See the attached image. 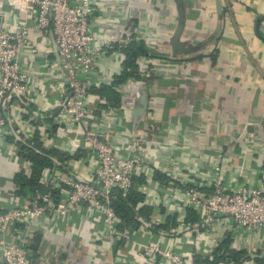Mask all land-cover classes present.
<instances>
[{"label":"built area","instance_id":"built-area-1","mask_svg":"<svg viewBox=\"0 0 264 264\" xmlns=\"http://www.w3.org/2000/svg\"><path fill=\"white\" fill-rule=\"evenodd\" d=\"M5 3L12 10L0 13V141L5 142L7 133L12 131L15 142L27 146L32 139L13 130L18 121L28 120L29 125L33 124L31 129L42 130L43 138L61 141L64 146L59 150L66 159L55 160L54 166L44 171L40 183L48 189L47 193L26 188L16 195L18 187L13 186L8 207L0 213V264H51L40 260L41 253H36L32 244L38 230L48 227L57 231L59 223L66 224L59 234L61 240L77 238L89 223L87 243L83 244L87 252L103 251L106 244L116 243L115 248L121 250L117 258H129L132 252L120 249V243L131 239L136 230H120L122 224L113 199L116 192L128 194L135 187V177L143 173V168L147 173H153L154 168L172 179L169 197L182 206L171 205L175 207L171 212L183 207V211L191 209L201 218L190 226L181 220L176 237L168 235L146 244L143 249L151 254L146 264H207L204 260H214V250L229 238L233 239L232 248L248 254L241 264H257L255 258L259 256L264 259V173L255 186L245 183L230 188L225 185L224 174L209 184H199L192 182L191 174L183 168L156 166L158 150L151 148L139 157L136 133L122 122L114 126L108 121L122 108L111 106L93 92L103 86L120 92L136 82L131 78L117 85L115 78L125 70L122 48L134 42L146 43L149 37L145 28L135 31L128 19L121 22V27L115 23L116 10H106L112 7L111 0ZM39 37L42 41H37ZM146 46V59H151V42ZM43 50L48 51L46 55ZM41 57L44 71L40 77H33L30 72ZM104 57L120 65L118 73L110 78L100 67ZM142 59L138 71L147 77L149 64L142 63ZM41 83L49 89V102L44 104L35 101ZM118 135L120 143L116 142ZM76 158L83 162L81 171H91L89 178L69 165ZM216 166L215 171H220ZM22 172L31 176L32 169L23 167L19 173ZM147 183L140 189L142 192L151 184L148 180ZM160 200L153 205L158 222L165 214L161 212ZM144 226L141 234L150 236L149 224ZM255 237L261 242L255 243L254 248L236 246Z\"/></svg>","mask_w":264,"mask_h":264},{"label":"crops","instance_id":"crops-1","mask_svg":"<svg viewBox=\"0 0 264 264\" xmlns=\"http://www.w3.org/2000/svg\"><path fill=\"white\" fill-rule=\"evenodd\" d=\"M5 2L0 0V13L12 10ZM111 3L112 7L106 10H116L115 23L120 27L128 19L135 31L146 29L151 59H142V63L149 64V76L120 91L121 102L117 107L122 111L108 121L114 126L122 122L136 133L139 157L151 148L157 149L156 166L183 168L191 174L192 182L209 184L214 177L224 174L225 185L230 188L245 183L257 185L256 180L264 173V0H111ZM37 41L42 39L39 37ZM47 52L43 50V55ZM43 60L41 57L34 64L30 72L33 77L42 75ZM100 67L106 78L120 70V65L109 57L102 59ZM47 88L41 83L36 102H49ZM143 99L147 107L141 109L136 103ZM28 122L18 121L13 131L39 143L46 153L54 154L55 160L64 161L66 157L59 150L64 146L61 141L43 138L42 130L31 129L33 124ZM11 132L5 142L0 141V213L8 207L13 186L22 188L18 177L33 174L24 157L25 146L17 144ZM116 140L120 143L121 137L118 135ZM77 160L73 159L69 165L89 178L91 171L84 168L81 171L83 162ZM215 165L220 171H215ZM23 167L32 169L31 176L19 173ZM152 169L153 173H147L143 168L141 176L151 183L143 193L150 205L162 199L159 204L163 205L161 211L165 216L182 203L173 202L169 197L170 183L159 182L155 178L158 171ZM41 190L48 192L45 186ZM179 209L183 211V207ZM65 225L59 223L57 231L48 227L38 230L32 247L42 258H36L51 264H146L151 258L143 249L151 243V236L142 235L141 228L135 229L131 239L125 238L120 243V249L132 252L121 261L117 258L121 250L115 248L116 243L106 244L103 251L87 252L83 244L87 243L89 223L77 238L61 240L59 234ZM257 242L261 241L255 237L236 246L254 248Z\"/></svg>","mask_w":264,"mask_h":264},{"label":"trees","instance_id":"trees-1","mask_svg":"<svg viewBox=\"0 0 264 264\" xmlns=\"http://www.w3.org/2000/svg\"><path fill=\"white\" fill-rule=\"evenodd\" d=\"M122 51L126 55V59L123 62L125 70L122 75L115 78L116 84L121 85L131 78L136 82L146 79L147 77H143L138 71L139 59L148 57L149 51L146 44L134 42L122 48ZM151 78L153 77L151 76ZM93 92L99 98L108 100L113 107H117L121 102L120 92L112 87L103 86L100 89H93ZM136 104H138L141 109L147 107L143 102ZM23 151H25L24 157L28 159L33 169V174L31 177H24L21 175L18 177V182L22 184V188L20 187V189L18 188L16 192H14L16 195L25 191L26 188L31 190H41V187L44 188V185L40 183L41 175H43L46 169L53 167L55 162L54 154H52V152L46 153L36 141H30ZM52 151L54 152L55 150ZM155 178L164 185L172 182L171 178L160 171L156 173ZM145 184H147V179L145 180L144 177L140 175L135 177V187L128 194H123L122 192L115 193L113 207L122 224L120 225V230L126 228L142 229L147 223L149 224L148 230L151 231V242L155 243L168 235L171 238L176 237L174 234L178 231L181 220L185 226L195 225L200 222L201 218L199 215L191 209L168 212V215H165L161 222L156 221L154 218L157 216V213L155 212L154 206L147 203L145 193L140 191ZM162 213L164 214V212ZM232 243V238L219 243L212 254L214 260L211 261L209 258H206L204 262L207 264H225L227 262L230 264H241L242 261L248 258V254L245 250L232 248ZM255 261L257 264H264V259L260 256L255 258Z\"/></svg>","mask_w":264,"mask_h":264},{"label":"water","instance_id":"water-1","mask_svg":"<svg viewBox=\"0 0 264 264\" xmlns=\"http://www.w3.org/2000/svg\"><path fill=\"white\" fill-rule=\"evenodd\" d=\"M142 102L144 103V105L146 106V100L145 99H143L142 100ZM139 111H140V109H139Z\"/></svg>","mask_w":264,"mask_h":264}]
</instances>
